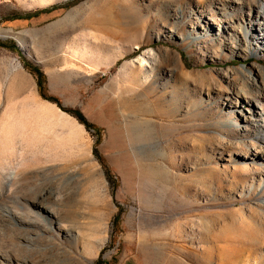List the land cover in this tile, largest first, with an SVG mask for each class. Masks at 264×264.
I'll return each mask as SVG.
<instances>
[{
    "label": "rangeland",
    "instance_id": "1",
    "mask_svg": "<svg viewBox=\"0 0 264 264\" xmlns=\"http://www.w3.org/2000/svg\"><path fill=\"white\" fill-rule=\"evenodd\" d=\"M255 1L0 0V264H264Z\"/></svg>",
    "mask_w": 264,
    "mask_h": 264
},
{
    "label": "bare ground",
    "instance_id": "2",
    "mask_svg": "<svg viewBox=\"0 0 264 264\" xmlns=\"http://www.w3.org/2000/svg\"><path fill=\"white\" fill-rule=\"evenodd\" d=\"M255 3L259 5V8H260L259 12L260 11H263L264 12V0H256ZM261 22L262 21H260V24H261ZM231 29H232V31L233 30L236 31V33L234 34L235 35V37H234L235 39H238L239 38V35H238L239 31L242 32L243 35H244V33H245V35H247V31L245 30V28H243V26H241V24H239V25L231 24L230 26H223V28H222V26L219 27V31L220 32H222V31H226V32L228 31L229 32V31H231ZM230 35H231V37H233V34L230 33ZM245 71H247L248 78L251 80V83L250 84L252 86L253 92L254 91L260 92L261 91V87H262V80L260 81V79L258 77L254 76V72H253L252 69L246 68ZM258 96H260V93H259ZM257 99H258L257 94H256V96L253 95V100L256 101ZM45 154L48 156V154L46 152H45ZM44 158L47 159L46 157H44ZM38 159L39 158L36 155H34L31 159H29V157L26 158L25 155L22 153V151H16V153H15V160H16V162L11 164V168H10L11 171L9 172V177L11 179L17 178L18 171H19V169H20L21 166L26 165V162H30V161L36 162ZM11 161H13V158L11 159ZM43 217H45V220L46 221H48V220L51 219L48 215H43Z\"/></svg>",
    "mask_w": 264,
    "mask_h": 264
},
{
    "label": "trees",
    "instance_id": "3",
    "mask_svg": "<svg viewBox=\"0 0 264 264\" xmlns=\"http://www.w3.org/2000/svg\"><path fill=\"white\" fill-rule=\"evenodd\" d=\"M14 44V48L18 49V46ZM20 51V50H19ZM40 75H43L42 72L39 73ZM41 85V84H40ZM69 112H71L74 116H76L82 123H84L88 128L92 126V123L88 120V118L84 115V113L80 109H69Z\"/></svg>",
    "mask_w": 264,
    "mask_h": 264
},
{
    "label": "water",
    "instance_id": "4",
    "mask_svg": "<svg viewBox=\"0 0 264 264\" xmlns=\"http://www.w3.org/2000/svg\"><path fill=\"white\" fill-rule=\"evenodd\" d=\"M252 56H254V55H252Z\"/></svg>",
    "mask_w": 264,
    "mask_h": 264
}]
</instances>
